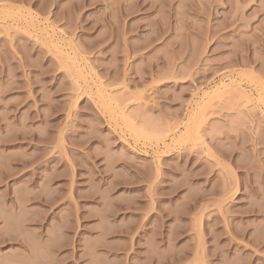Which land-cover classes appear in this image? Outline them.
<instances>
[{"label":"rangeland","instance_id":"rangeland-1","mask_svg":"<svg viewBox=\"0 0 264 264\" xmlns=\"http://www.w3.org/2000/svg\"><path fill=\"white\" fill-rule=\"evenodd\" d=\"M0 264H264V0H0Z\"/></svg>","mask_w":264,"mask_h":264},{"label":"bare ground","instance_id":"bare-ground-1","mask_svg":"<svg viewBox=\"0 0 264 264\" xmlns=\"http://www.w3.org/2000/svg\"><path fill=\"white\" fill-rule=\"evenodd\" d=\"M30 23V22H29ZM239 95H240V93H239ZM241 97V96H240Z\"/></svg>","mask_w":264,"mask_h":264}]
</instances>
